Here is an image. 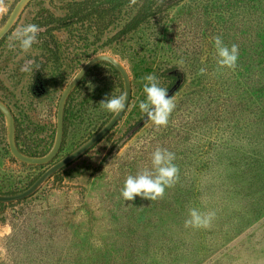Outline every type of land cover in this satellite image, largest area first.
<instances>
[{
    "label": "rangeland",
    "instance_id": "1",
    "mask_svg": "<svg viewBox=\"0 0 264 264\" xmlns=\"http://www.w3.org/2000/svg\"><path fill=\"white\" fill-rule=\"evenodd\" d=\"M18 1L4 0L0 29ZM79 1H31L0 41V101L14 117L18 149L50 151L61 93L96 56L124 66L131 100L93 148L28 198L0 204V264H264V0H175L121 38L124 20L103 32L58 22ZM29 23L40 28L36 43L9 48ZM215 36L238 45L235 70H217ZM29 60L31 70L21 71ZM150 74L176 105L166 127L139 110ZM122 93L119 73L95 65L67 100L62 146L47 165L12 156L0 113V195L27 190L93 137L114 115L99 103ZM157 147L175 153L177 183L162 199L124 201L126 177L150 168ZM190 207L213 211L210 227L186 228Z\"/></svg>",
    "mask_w": 264,
    "mask_h": 264
},
{
    "label": "clouds",
    "instance_id": "2",
    "mask_svg": "<svg viewBox=\"0 0 264 264\" xmlns=\"http://www.w3.org/2000/svg\"><path fill=\"white\" fill-rule=\"evenodd\" d=\"M4 11H6L4 0H0V13ZM39 31V26L33 23L17 27L10 38L9 48L18 47L20 51L27 52L36 43ZM213 42L217 70L225 68L235 70L239 56L238 45L228 46L220 36L213 37ZM34 64L35 61H26V65L21 67V71L31 70L29 66ZM205 71V68H201L199 74L203 75ZM142 91L144 99L139 101V110L157 128L166 127L176 107L174 99L168 96L166 88L160 86L155 75L150 74L143 78ZM126 99V93L116 96L111 95L105 97L99 105L102 109L118 115L128 108L127 105L125 109ZM175 159V153L166 148L157 147L151 153L150 168H144L135 175L130 174L126 177L120 192L123 200L132 202L136 197L148 201L162 199L166 189L174 187L179 179L180 170L174 163ZM214 217L215 213L213 211H201L196 207H190L184 226L193 229L208 228Z\"/></svg>",
    "mask_w": 264,
    "mask_h": 264
},
{
    "label": "water",
    "instance_id": "3",
    "mask_svg": "<svg viewBox=\"0 0 264 264\" xmlns=\"http://www.w3.org/2000/svg\"><path fill=\"white\" fill-rule=\"evenodd\" d=\"M33 0H19L15 7L13 8L12 12L10 13L8 19L6 20L5 24L0 29V41L6 36V34L10 31L14 23L16 22L17 18L23 11V9ZM107 63L111 65L121 76L123 81V88L124 93L127 95L125 109L131 100V83L129 75L124 68V66L118 62L113 57L107 55H99L92 59H90L81 69L80 74L79 72L75 75V77L71 80V82L66 86L63 90L58 110L56 116V136L54 140V144L50 151L42 157H30L21 153L18 149L16 144V129H15V121L14 117L10 111V109L0 101V113L4 116L7 126V133H8V144L9 150L12 156L20 161L21 163L27 165H47L52 163L62 146L63 135H64V109L67 99L71 92L76 88V86L81 82V80L85 77V75L98 63ZM79 76L77 77V75ZM77 77V78H76ZM127 110V109H126ZM125 110V111H126ZM121 112L118 115L114 114L107 123L95 134L91 137L88 141H86L83 145H81L78 149L73 151L71 154L66 156L65 158L61 159L60 161L56 162L52 165L48 170H46L27 190L23 191L22 193L12 195V196H5L0 195V203L6 204L11 202H17L28 198L32 195L43 183H45L49 178H51L55 173L84 155L87 151L93 148L96 144H98L119 122L123 114Z\"/></svg>",
    "mask_w": 264,
    "mask_h": 264
},
{
    "label": "trees",
    "instance_id": "4",
    "mask_svg": "<svg viewBox=\"0 0 264 264\" xmlns=\"http://www.w3.org/2000/svg\"><path fill=\"white\" fill-rule=\"evenodd\" d=\"M174 3L175 0H82L70 3L66 15L58 19V22L64 27L85 23L103 32L124 20L123 26L115 35L116 38H121L142 25L157 20Z\"/></svg>",
    "mask_w": 264,
    "mask_h": 264
},
{
    "label": "flooded vegetation",
    "instance_id": "5",
    "mask_svg": "<svg viewBox=\"0 0 264 264\" xmlns=\"http://www.w3.org/2000/svg\"><path fill=\"white\" fill-rule=\"evenodd\" d=\"M73 91H74V90H73ZM73 91H72V92H73ZM72 92H71V93H72ZM61 94H62V93H61ZM70 95H71V94H70ZM70 95H69V96H70ZM68 98H69V97H68ZM59 100H60V98H59ZM67 100H68V99H67ZM58 105H59V101H58ZM66 106H67V102H66V104H65V108H66ZM57 110H58V106H57ZM56 116H57V114H56ZM64 117H65V109H64Z\"/></svg>",
    "mask_w": 264,
    "mask_h": 264
}]
</instances>
